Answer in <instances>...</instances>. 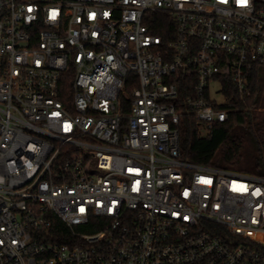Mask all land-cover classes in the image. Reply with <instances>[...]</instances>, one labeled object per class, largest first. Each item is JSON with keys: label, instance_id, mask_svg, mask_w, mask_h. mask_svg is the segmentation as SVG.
Returning <instances> with one entry per match:
<instances>
[{"label": "built area", "instance_id": "built-area-1", "mask_svg": "<svg viewBox=\"0 0 264 264\" xmlns=\"http://www.w3.org/2000/svg\"><path fill=\"white\" fill-rule=\"evenodd\" d=\"M256 65L264 0H0V264H264V177L180 157Z\"/></svg>", "mask_w": 264, "mask_h": 264}, {"label": "trees", "instance_id": "trees-1", "mask_svg": "<svg viewBox=\"0 0 264 264\" xmlns=\"http://www.w3.org/2000/svg\"><path fill=\"white\" fill-rule=\"evenodd\" d=\"M164 22L160 20L156 34L164 35L168 26ZM72 83L70 70L63 77L64 89L70 94ZM249 88V93L226 91L232 98L226 107L229 119L216 123L206 136L201 133L202 124L182 108L180 157L183 161L264 177V65L252 69Z\"/></svg>", "mask_w": 264, "mask_h": 264}, {"label": "rangeland", "instance_id": "rangeland-1", "mask_svg": "<svg viewBox=\"0 0 264 264\" xmlns=\"http://www.w3.org/2000/svg\"><path fill=\"white\" fill-rule=\"evenodd\" d=\"M214 87L217 88V85H214ZM213 97H215L217 102H219V103H225L226 102V100L223 98V96L220 93H213ZM201 133L203 135H208L209 132L207 131V128L205 125L201 126ZM249 150H251V148H249Z\"/></svg>", "mask_w": 264, "mask_h": 264}]
</instances>
